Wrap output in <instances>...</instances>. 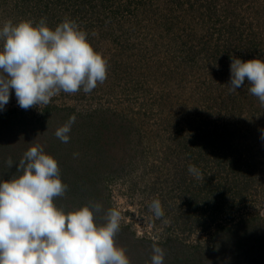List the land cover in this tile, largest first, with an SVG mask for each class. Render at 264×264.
I'll return each instance as SVG.
<instances>
[{"label": "rangeland", "instance_id": "1", "mask_svg": "<svg viewBox=\"0 0 264 264\" xmlns=\"http://www.w3.org/2000/svg\"><path fill=\"white\" fill-rule=\"evenodd\" d=\"M41 17L53 29L74 20L108 75L90 94L61 92L28 110L12 90L0 110V181L40 145L68 185L54 203H100L97 224L119 211L114 240L130 264H151L154 242L164 264H237L243 252L264 264V105L247 79L228 84L231 56L264 59V0H0V28ZM73 116L63 143L55 131ZM157 199L161 216L149 208Z\"/></svg>", "mask_w": 264, "mask_h": 264}, {"label": "clouds", "instance_id": "2", "mask_svg": "<svg viewBox=\"0 0 264 264\" xmlns=\"http://www.w3.org/2000/svg\"><path fill=\"white\" fill-rule=\"evenodd\" d=\"M0 110L9 103L14 90L17 104L28 110L47 106L59 93L90 94L108 75V61L98 52L87 33L70 18L55 28L46 17L34 23L8 20L0 28ZM230 91L244 86L264 105V59L247 61L231 56ZM75 117L55 131L63 143ZM264 138V129L261 130ZM77 155V154H74ZM8 167H13L9 158ZM20 175L0 181V264H130L114 237L120 229L121 214L115 209L104 213L105 222L97 224L95 203L65 211L54 203L68 191L56 159L40 145L29 147L16 165ZM189 173L199 178L195 165ZM157 216L163 215L159 200L149 205ZM164 250L152 245L151 264H164Z\"/></svg>", "mask_w": 264, "mask_h": 264}, {"label": "trees", "instance_id": "3", "mask_svg": "<svg viewBox=\"0 0 264 264\" xmlns=\"http://www.w3.org/2000/svg\"><path fill=\"white\" fill-rule=\"evenodd\" d=\"M82 201V200H81ZM169 234V233H168ZM166 239V242H170V241H172V240H176V238H174L171 234H169V237H168V235L165 237ZM164 240V241H165ZM153 243V242H152ZM160 246V245H159ZM163 246H165V245H163ZM162 246V247H163ZM171 247H173V246H170V248ZM172 251H174V250H172ZM222 252H225L224 250L222 251ZM221 252V253H222ZM240 254H242V253H240ZM218 255V254H217ZM243 255H244V257H242L241 258V262H238L237 264H247L248 263V259L250 258H248V252H243ZM151 257V256H150ZM182 257V259H193V258H191L192 257V255H187V256H181ZM165 258H167V256L165 257ZM216 260H220L219 262H216L215 264H229V262L231 261V258L230 259H228V258H226L225 257V255H220V258H218V259H216ZM174 261H176V262H180V258H178V257H174ZM264 263V262H263ZM198 264H208V262H206V260L204 259V257L202 258V263L201 262H199ZM232 264V263H231Z\"/></svg>", "mask_w": 264, "mask_h": 264}]
</instances>
